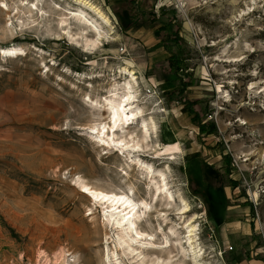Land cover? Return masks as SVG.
<instances>
[{"label": "rangeland", "instance_id": "obj_1", "mask_svg": "<svg viewBox=\"0 0 264 264\" xmlns=\"http://www.w3.org/2000/svg\"><path fill=\"white\" fill-rule=\"evenodd\" d=\"M89 1L110 19L108 26L86 10L104 32L93 49L84 47L79 26L64 14L76 1L0 0V48L23 51L0 54V264H43V255L62 250L73 256L71 263L109 264L107 250L115 248L121 263L130 264L102 204L87 200L74 182L79 176L96 188L132 190L135 199L151 201L146 172L136 163L131 170L122 152L90 134V126L107 120L91 105L122 85V67L134 70L136 105L157 127L158 153L148 149L140 157L165 173L176 206L183 198L190 207L171 220L183 227L195 216L205 264H264V0H147L152 9H175L187 69L196 79L183 92L169 70L170 54L155 46L154 24L122 13L127 0ZM61 16L71 22L73 39L56 27ZM180 94L201 100L196 116L214 122V133L198 136L201 128L175 105ZM223 155L232 164L229 176ZM226 186L237 187L231 202L219 192ZM227 218L240 230L231 231ZM243 222L249 234L241 232ZM239 253L251 258L236 261Z\"/></svg>", "mask_w": 264, "mask_h": 264}, {"label": "bare ground", "instance_id": "obj_2", "mask_svg": "<svg viewBox=\"0 0 264 264\" xmlns=\"http://www.w3.org/2000/svg\"><path fill=\"white\" fill-rule=\"evenodd\" d=\"M74 1L78 7L70 9L64 14L71 15L74 23L79 26L81 33L76 34H81L84 37V47L96 48L98 44L101 45L100 41L103 39L104 32L99 28L98 20L90 16L86 10L93 12L108 26L110 19L89 0ZM22 4L25 5L29 14L33 13L32 7L27 2ZM7 5L3 3L5 8ZM54 7L62 10L57 4ZM55 12L58 11L55 10ZM69 24L71 22H68V18L61 16L56 27L60 29L61 33H65L73 39L74 34L69 31ZM21 51L22 48L18 46L0 48V54L4 55H16ZM120 71L126 74L122 85L118 87V84H114V88L109 90L102 103L95 100V103L91 105L97 116L106 114L107 120L98 121L90 126V134L100 144L106 145L105 148L117 149L122 152L125 162L131 170L137 167L140 173L146 172V188L148 190L146 196L150 197L152 203L146 197L135 199L132 190H130L132 194L125 190L105 191L89 185L79 176L74 179V182L79 187L78 191L87 200L102 204L104 217L115 232L117 248L126 257L128 263L187 264L188 262L205 264L201 257V248L195 238L197 228L194 224L195 216L189 218L183 227L178 226L179 224L170 218V215H182L188 212L189 204L183 198H179L182 204L177 207L174 196L169 191V182L165 173L161 169L153 168L151 163L140 157V153L148 149L152 150L153 154L158 153L156 141L153 140L157 136V127L152 118L147 121L143 117V109L136 105L139 99L136 89L137 77L134 70L122 67ZM132 123H137L134 130H130ZM126 156L130 158L126 159ZM124 176L125 179L129 174L124 173ZM159 198L162 200L160 209L157 208ZM151 213L152 221L148 219ZM181 228L186 229L183 235H181ZM39 254H43V251ZM69 256L70 254L63 250L53 255L52 258L43 255V264H75L71 263L74 260L73 256L70 258ZM107 259L109 264H122L116 248L110 252L107 250Z\"/></svg>", "mask_w": 264, "mask_h": 264}, {"label": "trees", "instance_id": "obj_3", "mask_svg": "<svg viewBox=\"0 0 264 264\" xmlns=\"http://www.w3.org/2000/svg\"><path fill=\"white\" fill-rule=\"evenodd\" d=\"M127 6H124L121 11L126 16H141L150 24H154V31L153 36L158 39L155 46H161L167 51L171 58L169 61L170 64V71L174 76H177L178 80L182 84L181 91L183 92L184 89L188 86L194 84L196 79L188 71L187 63L185 62V58L183 55V49L185 45L183 43V38L181 35V25L177 21L174 12L175 9L172 8L171 10L167 9L165 6H159L157 9H152L147 6V0H127ZM141 2H143V6H141ZM169 12L171 14H169ZM121 14V13H120ZM130 18V17H129ZM181 72H185L187 74L186 79L183 77ZM182 94V93H181ZM178 100H174L175 105L179 106V109L183 113H188L191 115V121L195 122L201 129L199 132L200 136H208L214 133L215 126L214 122L212 121H204L199 119L196 116V104H200V99H190L185 95H181ZM198 155V153H196ZM221 164L223 165V172L225 176H229L231 172L232 164L230 158L226 155L221 157ZM229 182H236L235 179H229ZM227 181V182H228ZM221 184V183H220ZM213 186V189L221 188V185ZM227 184V183H226ZM245 253V251H244ZM242 254V255H241ZM239 256V257H238ZM251 258L249 254L239 253L237 257H235L236 261H240L242 259H249Z\"/></svg>", "mask_w": 264, "mask_h": 264}, {"label": "crops", "instance_id": "obj_4", "mask_svg": "<svg viewBox=\"0 0 264 264\" xmlns=\"http://www.w3.org/2000/svg\"><path fill=\"white\" fill-rule=\"evenodd\" d=\"M236 188L237 187H234L233 188V191H231V189H232V187L231 186H226V187H224V188H222L219 192H221L222 194H224L225 195V197H226V199L228 200V202H231L232 201V199H231V193L233 192L234 193V190H236ZM242 198L243 197H237V198H235V199H233V200H236V201H242ZM237 206H239L238 204H234V205H227L226 206V209H234V208H236ZM230 217V216H238L237 214H229V215H227V217ZM231 218H236V217H231ZM228 219V223H227V225H229L228 227H230L231 228V231H234V230H240V229H238V227H239V225L238 224H236V225H234L236 222L234 221V220H236V219ZM235 222V223H234ZM243 224H244V226L241 228V232L242 233H244V234H249V231L251 230L250 229V227H249V225L248 224H246L245 222H243ZM227 231H230V229H227ZM243 263H245V264H257L256 262H257V260H255V259H252V260H249V261H247V260H243L242 261Z\"/></svg>", "mask_w": 264, "mask_h": 264}]
</instances>
